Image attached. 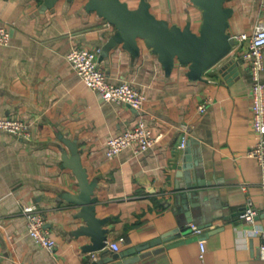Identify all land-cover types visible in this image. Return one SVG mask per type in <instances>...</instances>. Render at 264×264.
Instances as JSON below:
<instances>
[{
    "label": "crops",
    "instance_id": "crops-1",
    "mask_svg": "<svg viewBox=\"0 0 264 264\" xmlns=\"http://www.w3.org/2000/svg\"><path fill=\"white\" fill-rule=\"evenodd\" d=\"M123 1L136 7L141 0ZM146 2L154 16L198 31L201 9L192 0ZM224 5L232 8L231 35L250 33L264 14L259 0ZM0 25L10 32L0 45V116L24 119L31 129L28 138L0 130L2 264H264V236L253 231L264 228V182L256 159L246 155L256 139L250 130L251 77L241 58L246 42H236L192 79L185 64L166 70L143 40L137 53L108 44L115 28L86 0H55L50 7L42 0H0ZM73 46L101 47L99 67L110 80H130L142 89L141 109L104 100L86 87L66 58ZM229 61L236 70L221 71ZM260 77L264 82V68ZM138 119L160 135L155 143L140 153L125 148L107 156L105 140ZM62 137L76 141L88 178L96 181L95 215L106 218V242L117 241V251L105 247L93 257L84 247L89 236L75 233L85 222L76 217L79 206L65 197L78 185L62 164V152L70 153ZM187 154L200 181L194 187L186 186L179 168ZM247 197L258 212L253 222L240 215ZM21 204L39 208L55 239L53 250L29 235ZM187 209L195 224H203L201 236L191 232ZM177 225L185 228L181 235L162 237Z\"/></svg>",
    "mask_w": 264,
    "mask_h": 264
},
{
    "label": "water",
    "instance_id": "water-1",
    "mask_svg": "<svg viewBox=\"0 0 264 264\" xmlns=\"http://www.w3.org/2000/svg\"><path fill=\"white\" fill-rule=\"evenodd\" d=\"M192 1L201 9V23L197 32L191 30L188 25L181 28L154 16L150 12L146 0H141L136 7L128 6L127 2L123 0H86V7L96 11L114 26L115 31L108 44L121 43L128 50L137 53L139 51L138 40H143L157 54L166 70H170L175 62L185 64L188 66L187 75L196 79L201 76L204 70L223 59L236 40L227 30L232 8L224 5L225 0ZM42 2L43 6L50 7L55 0H42ZM225 69L234 72L236 65L232 61L226 62L221 71ZM62 141L70 152L69 154L66 151L62 152V164L72 170L78 185V192L67 193L65 197L79 206L76 217H82L85 222L75 230V233L89 236L90 241L84 246L87 250L105 249L108 229L103 227L106 218L95 215L96 197L93 196V190L96 181L88 178L86 168L80 159L76 141L65 137H62ZM192 166L188 154L185 155L179 168L185 170L187 187H194L200 183L196 170ZM192 194L191 190L187 192L188 196ZM176 198L177 201H180V194ZM185 200V198H181L184 203ZM194 204L198 203H190V205ZM185 215L187 221L196 222L193 220L190 210L185 211ZM199 226L203 227V224ZM184 229L177 225L166 231L162 237L168 239L179 236ZM199 235L197 237L201 236Z\"/></svg>",
    "mask_w": 264,
    "mask_h": 264
},
{
    "label": "built area",
    "instance_id": "built-area-1",
    "mask_svg": "<svg viewBox=\"0 0 264 264\" xmlns=\"http://www.w3.org/2000/svg\"><path fill=\"white\" fill-rule=\"evenodd\" d=\"M259 4L264 8V0H259ZM236 42H246L241 50V58L247 65L250 77V130L255 136V141L247 148L246 155L256 159L261 168L262 181L264 182V82L260 74L264 68V14L257 21L250 33L241 32L232 35ZM10 39V32L4 25H0V45L7 44ZM101 52V47L73 46L67 52L66 58L76 70L80 81L88 88L95 90L102 99L127 103L136 110H140L145 100L142 89L135 86L130 80L112 81L106 73L99 67L97 55ZM207 101L198 104V110L203 112L206 109ZM0 130L15 134L20 138H28L31 135L29 123L21 118L0 116ZM159 134L154 135L150 128L142 119H138L132 127L124 129L121 133L109 136L105 140L107 156L118 154L125 148H131L136 153L143 152L151 147L159 138ZM185 145V138L180 146ZM264 211V208H263ZM20 212L25 218L26 229L29 235L41 246L48 250L55 247V239L52 233L45 226L44 216L35 204H21ZM250 197H247L241 217L249 222H253L257 214ZM192 233L199 234L200 226L195 223L190 224ZM254 232H260L264 236V228L256 226ZM105 247L114 251L119 249L117 241L106 242ZM262 257L264 258V242L260 246ZM205 251V243L199 240V256L202 257ZM92 256L95 252L92 251ZM0 264L1 261H0Z\"/></svg>",
    "mask_w": 264,
    "mask_h": 264
}]
</instances>
